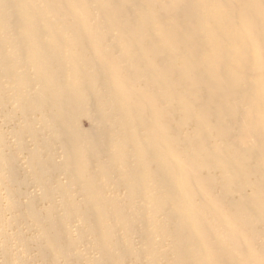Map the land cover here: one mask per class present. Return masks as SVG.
Returning <instances> with one entry per match:
<instances>
[{
    "label": "rangeland",
    "instance_id": "obj_1",
    "mask_svg": "<svg viewBox=\"0 0 264 264\" xmlns=\"http://www.w3.org/2000/svg\"><path fill=\"white\" fill-rule=\"evenodd\" d=\"M114 1L0 0V264H264V210L247 208L252 196L244 177L209 162L201 175L208 185L202 195L182 191L178 182L171 186L174 177L167 183L161 178L152 116L137 122V114L128 115L129 102L108 69L109 53L128 68V78H134L131 66L145 63V40L139 39L138 48L123 17L111 18ZM171 1L132 0L126 20L145 21L156 47L189 25L181 2L170 14L162 9ZM201 1L198 19L220 21L219 35H229L226 17L238 11V1ZM257 6L264 21V0ZM190 22L196 30L191 50L167 47V56H155L159 68L163 60L198 68L210 52L232 47L211 44ZM233 31L235 37L242 29ZM219 59L224 75L230 67ZM249 76L240 78L245 98L255 95L258 81L256 73L253 81ZM179 77L170 70L159 77L166 109ZM193 86L179 87L172 97L169 128L178 131V140L166 160L169 178L170 161L185 165L201 146L197 132L205 134L195 108L184 100ZM213 99L229 106L221 126L233 129V138L212 135L210 149L234 146L259 158V124L242 119L246 106L223 92ZM226 153L222 160H232ZM202 198L225 206L240 202L243 214L259 218L245 230L227 213L198 215Z\"/></svg>",
    "mask_w": 264,
    "mask_h": 264
},
{
    "label": "bare ground",
    "instance_id": "obj_2",
    "mask_svg": "<svg viewBox=\"0 0 264 264\" xmlns=\"http://www.w3.org/2000/svg\"><path fill=\"white\" fill-rule=\"evenodd\" d=\"M229 1H238V11L230 13L226 17L231 28L229 35H219L217 28L219 27L220 21L216 23L212 19H198L201 17V12L199 10V4L203 2L201 0H172L165 4L163 8L161 6L164 11L170 14L176 9L178 3L181 2V8L183 6L184 8L186 7L184 12H187L183 16V19L189 25L186 28L179 29L180 34L178 35H174V32L171 31L169 39L164 43H159L160 45H156V47V38L150 36L143 26L145 21L132 22L128 19L126 20L128 15L126 7L128 6V2H132V0H116L112 2L109 9L111 18L119 14L123 17L124 28L128 30L130 35L135 38L138 37L136 45L138 48L143 46L139 39L145 40V63L143 66H131L129 72H131L134 78H128L126 76L128 68H124L123 65L120 64V58L115 57L114 53H109L110 60L107 63L109 64L108 69L111 70L113 79L118 86L117 89L120 90L121 94L129 102L130 111L127 110L128 115L132 113L137 114V122H140L141 117L144 118V121H148L149 117L152 116L153 126L155 128L153 134L155 140L152 147L158 151L162 159L160 176L165 179L164 181L167 180L165 183L171 180V177H174L171 186H173L175 182H178L181 183L182 191L189 192L193 195L198 193L202 195V193L207 190L208 185L202 180L201 175L205 166L210 164L209 162H212L215 169L224 167L229 170V172L232 171V174L234 173L236 176L240 175L248 181L251 190L252 205L247 204V208H256L260 213L264 210V170L261 171L264 169V72H262L264 71V65L260 62L264 55V21L261 20L262 7L257 6L261 0ZM224 4H228V2L225 1ZM256 8L258 9L255 10ZM190 20L193 22L196 21L197 26L199 25V28L205 31L210 43L213 41L226 42L232 44V47H228L221 51L210 52L208 62L205 61L204 65L201 67L198 66V68L187 64L180 65L177 61H170V65L167 66L164 60L163 67L159 68L158 65H156L157 60L155 56H167L168 54L165 53L167 47L183 52L188 49L191 50L190 44L193 33L196 30L193 29L194 27L190 26ZM224 26L227 28L226 24ZM238 28L242 29L240 35L233 37V29ZM99 53L100 52H98V54ZM103 57L104 55L101 58ZM219 58L223 59V64L225 63L226 66L230 67L224 75L220 72V67L222 65L216 63L220 60ZM169 70L178 73L180 77L177 78L174 87L170 90V95L166 96V98L169 99L167 100L169 101V107L166 109L163 106L164 97L162 98L159 92L161 88L159 77ZM255 73L257 74L256 77L258 80L255 85V95L245 98L244 89L241 86L243 81L240 78L244 77L246 74L254 76ZM250 79L253 81V78L250 77ZM211 82H213V84H211ZM188 83H195L196 86L190 87V90L187 91V94L184 96V100L185 103L195 108V115L198 117V126H200L202 130H205V134L201 130L197 132V141L200 142L201 146L197 149L195 157L186 162L185 165H179L177 162L174 163L170 161L169 171L171 175L169 178L166 174L168 170L165 167L167 165L166 160L171 157L172 154H175L174 145L178 140V131L169 128L171 124L169 120L174 117L173 104L175 103H173L172 97L175 96V91L179 87L187 90ZM203 88L206 89V91L205 94L201 96L198 94V91ZM218 92L238 97L247 109L246 115L243 117L242 113H238L239 117H243L242 119H245V123L250 120L259 124L260 134L258 137L260 144L258 148H260L261 154L259 158L255 159L253 154L238 152L234 146H229V148H226L223 152L217 153L210 149L208 139H210L212 135L217 136L216 138L220 140H232L233 138V129H226L221 126L228 118L230 108L222 103L217 104L216 101H214L213 97ZM157 93H159V95ZM231 114L235 116L234 113ZM237 119L239 121V118ZM244 129L245 127L243 130ZM226 151L231 152L232 160H222L223 154H227ZM156 173L154 174L156 175ZM231 188L232 183L229 185V189ZM231 192L232 190H229V194H231ZM203 200L202 208L197 210V212L199 211L198 215L202 212L201 216L208 213L210 214L211 212L217 215H225L227 213L234 217L236 224L244 228L246 227L245 230L252 228L253 224H256L257 218H259L258 214L252 215L248 212V216L243 214L245 207L237 201L234 202L232 206H225L222 202L214 203L202 198V201ZM205 201H207L208 206ZM191 209L194 208L192 207ZM243 215H245V217ZM198 220L199 219H197V222ZM229 236L230 234L228 235V239Z\"/></svg>",
    "mask_w": 264,
    "mask_h": 264
}]
</instances>
